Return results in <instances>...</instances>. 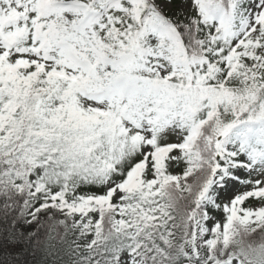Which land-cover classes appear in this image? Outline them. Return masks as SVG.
I'll return each mask as SVG.
<instances>
[{"label": "snow or ice", "instance_id": "snow-or-ice-1", "mask_svg": "<svg viewBox=\"0 0 264 264\" xmlns=\"http://www.w3.org/2000/svg\"><path fill=\"white\" fill-rule=\"evenodd\" d=\"M0 264H264V0H0Z\"/></svg>", "mask_w": 264, "mask_h": 264}]
</instances>
